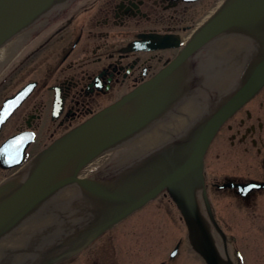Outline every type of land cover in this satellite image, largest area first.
I'll use <instances>...</instances> for the list:
<instances>
[{"label": "flooded vegetation", "instance_id": "flooded-vegetation-1", "mask_svg": "<svg viewBox=\"0 0 264 264\" xmlns=\"http://www.w3.org/2000/svg\"><path fill=\"white\" fill-rule=\"evenodd\" d=\"M224 1L66 0L39 18L16 57L0 67V115L5 111L0 148L7 144L8 151V161L0 155V183L26 171L55 141L167 69L177 80V71L195 68L189 83L195 89L206 86L211 70L228 72L232 76L223 85L230 87L236 62L214 58L236 49L234 38L215 39L179 61L194 33ZM162 122L173 120L155 126ZM156 130L177 139L175 129ZM129 144L124 156L91 163L84 177L103 181L134 163L135 140ZM10 163L18 165L4 167ZM204 176L202 188L185 193L193 197L195 209L179 208L164 188L58 264H264V86L219 129L205 155ZM73 188L71 215H56L33 238L19 236L32 238L22 248L51 241L50 233L65 217L83 216V195ZM190 211L211 238L202 251L190 239ZM18 246L9 248L16 254Z\"/></svg>", "mask_w": 264, "mask_h": 264}, {"label": "water", "instance_id": "water-1", "mask_svg": "<svg viewBox=\"0 0 264 264\" xmlns=\"http://www.w3.org/2000/svg\"><path fill=\"white\" fill-rule=\"evenodd\" d=\"M65 1L0 0V48ZM231 37L238 47L214 58H222V64L227 60L236 62L230 87L223 85V80L228 84V77L232 76L228 72L226 75L211 70L206 76V86L195 89L196 86L189 85L195 80V68L177 71V80L169 77L167 69L154 82L134 90L62 136L41 152L26 171L0 184V259L5 258L0 261L61 263L164 188L169 189L179 208L192 209L193 197L185 193L192 188H202L204 158L211 141L241 103L264 86V0H226L191 38L179 61L215 39ZM166 118L173 122L157 126L170 127L172 132L175 129L177 139L156 130L155 125ZM133 139L134 163L103 181L84 177L85 169L102 157L124 156L131 150L129 143ZM73 187H78L83 195V216L65 217L50 233L51 241L22 248L43 230L48 220L60 213L71 215L69 193L73 192ZM191 212L187 213L190 239L193 246L202 251L211 238L207 231L200 229L198 217ZM16 232L17 236L6 241ZM26 233L32 238L20 240L19 236ZM200 241H204V246ZM12 245H21L18 253L10 249Z\"/></svg>", "mask_w": 264, "mask_h": 264}, {"label": "bare ground", "instance_id": "bare-ground-1", "mask_svg": "<svg viewBox=\"0 0 264 264\" xmlns=\"http://www.w3.org/2000/svg\"><path fill=\"white\" fill-rule=\"evenodd\" d=\"M213 15H211L209 18H208V20L212 17ZM37 20H39V19H37ZM37 20L34 22V23H32L28 28H26L24 31H22L20 34H18L16 37H14L11 41H9L7 44H5L2 48H0V67H2V66H4L5 64H7L9 61H11L12 59H14L15 57H16V55L18 54V52H19V49H20V44L23 42V41H25L26 39H27V37L32 33V29H31V27L33 26V25H35V24H37ZM207 20V21H208ZM206 21V22H207ZM205 22V23H206ZM204 23V24H205ZM203 24V25H204ZM202 25V26H203ZM201 26V27H202ZM200 27V28H201ZM199 28V29H200ZM198 29V30H199ZM198 30L196 31V33L198 32ZM196 33H194V35L196 34ZM193 35V36H194ZM191 40V39H190ZM189 40V41H190ZM189 43V42H188ZM187 43V44H188ZM187 46V45H186ZM184 50V49H183ZM1 70V69H0ZM247 101H249V99L247 100ZM246 101V102H247ZM245 102V101H244ZM241 103V105H240V107L239 108H241V107H243L244 106V104L246 103ZM238 108V109H239ZM237 109V110H238ZM236 110V111H237ZM235 111V112H236ZM234 112V113H235ZM222 127V126H221ZM220 127V128H221ZM219 128V129H220ZM51 146V145H50ZM49 146V147H50ZM9 179V178H8ZM7 180V179H6ZM5 180V181H6ZM5 181H3V182H5ZM3 182H1L0 184H2ZM168 191H169V189L168 188H166ZM197 190H199V189H197ZM170 192V191H169ZM192 209H195V207H193ZM193 212V211H192ZM74 256V255H73ZM72 256V257H73Z\"/></svg>", "mask_w": 264, "mask_h": 264}, {"label": "rangeland", "instance_id": "rangeland-1", "mask_svg": "<svg viewBox=\"0 0 264 264\" xmlns=\"http://www.w3.org/2000/svg\"><path fill=\"white\" fill-rule=\"evenodd\" d=\"M129 239H134V238L130 237Z\"/></svg>", "mask_w": 264, "mask_h": 264}]
</instances>
